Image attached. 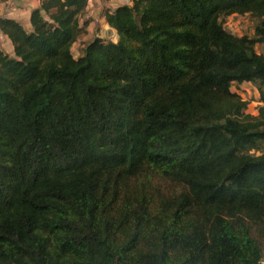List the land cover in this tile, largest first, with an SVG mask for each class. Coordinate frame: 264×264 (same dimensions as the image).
I'll list each match as a JSON object with an SVG mask.
<instances>
[{"label":"trees","instance_id":"obj_1","mask_svg":"<svg viewBox=\"0 0 264 264\" xmlns=\"http://www.w3.org/2000/svg\"><path fill=\"white\" fill-rule=\"evenodd\" d=\"M88 4L0 17V264H264V0Z\"/></svg>","mask_w":264,"mask_h":264},{"label":"crops","instance_id":"obj_2","mask_svg":"<svg viewBox=\"0 0 264 264\" xmlns=\"http://www.w3.org/2000/svg\"><path fill=\"white\" fill-rule=\"evenodd\" d=\"M91 1L89 0L88 8L84 16L80 19V24H87L86 32L94 34L101 30V33H105L110 38L114 37L113 41L118 40L116 31L110 29L106 20V13L108 11L115 10L118 6L131 4L133 0H96L95 9L91 8ZM39 7L36 0H0V17L8 18V20H14L21 23L27 30H32L31 26V14ZM89 13V14H88ZM88 15L91 19L88 18ZM86 35V34H85ZM97 38H104V36L97 35ZM80 42V40H79ZM77 44V43H76ZM75 44V46H76ZM0 48L7 54L14 56V46L10 39L0 28ZM74 50V48H73Z\"/></svg>","mask_w":264,"mask_h":264},{"label":"rangeland","instance_id":"obj_3","mask_svg":"<svg viewBox=\"0 0 264 264\" xmlns=\"http://www.w3.org/2000/svg\"><path fill=\"white\" fill-rule=\"evenodd\" d=\"M99 1V0H97ZM103 1V0H100ZM124 1V0H123ZM96 0L91 1V8L88 12L91 11V9H95L96 7ZM89 14V13H88ZM88 18L90 16L88 15ZM257 26V20L252 17L251 15H235L232 17H229L225 20V28L228 32L231 34L238 36V37H255V30ZM104 36L103 39L108 38L109 36L105 33H101V30L97 31L94 34H89L86 32V35L82 36L80 39V42L74 46V53L76 56H79L82 52V49L89 44L91 41L96 39L97 35ZM111 39L114 40V37L111 35ZM256 51L258 54L264 55V46L263 45H257ZM232 91L240 95V97L248 103V110L247 113L253 116L258 115L259 108L262 106V103L260 102V94L257 89V87L254 84L251 83H244V84H235L232 88Z\"/></svg>","mask_w":264,"mask_h":264},{"label":"water","instance_id":"obj_4","mask_svg":"<svg viewBox=\"0 0 264 264\" xmlns=\"http://www.w3.org/2000/svg\"><path fill=\"white\" fill-rule=\"evenodd\" d=\"M37 1V3L39 4V7L37 8V9H39L40 7H41V4H42V0H36ZM36 9V10H37Z\"/></svg>","mask_w":264,"mask_h":264}]
</instances>
